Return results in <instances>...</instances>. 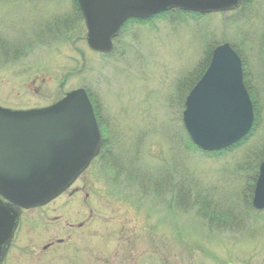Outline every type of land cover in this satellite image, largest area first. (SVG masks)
<instances>
[{
	"label": "rangeland",
	"instance_id": "374dc122",
	"mask_svg": "<svg viewBox=\"0 0 264 264\" xmlns=\"http://www.w3.org/2000/svg\"><path fill=\"white\" fill-rule=\"evenodd\" d=\"M74 6L0 0V105L44 107L83 87L106 142L64 194L24 214L5 263L264 264V210L249 196L264 160V0L131 22L107 55L89 48ZM225 42L243 60L257 125L239 148L208 156L191 147L183 111Z\"/></svg>",
	"mask_w": 264,
	"mask_h": 264
},
{
	"label": "water",
	"instance_id": "95a60500",
	"mask_svg": "<svg viewBox=\"0 0 264 264\" xmlns=\"http://www.w3.org/2000/svg\"><path fill=\"white\" fill-rule=\"evenodd\" d=\"M242 0H78L89 47L109 53L113 39L130 18L146 19L180 9L227 12ZM242 60L225 42L212 52L209 66L185 101L184 126L193 143L217 151L243 139L254 124ZM101 146V132L84 88L68 92L43 108L0 106V264L14 239L23 208L47 205L87 169ZM253 207L264 209V161L254 189Z\"/></svg>",
	"mask_w": 264,
	"mask_h": 264
},
{
	"label": "trees",
	"instance_id": "16d2710c",
	"mask_svg": "<svg viewBox=\"0 0 264 264\" xmlns=\"http://www.w3.org/2000/svg\"><path fill=\"white\" fill-rule=\"evenodd\" d=\"M247 2V0H244L242 6H244V4ZM75 7H76V10H78V5L77 3L75 2ZM177 12L179 13H184V14H187V12H182V11H178ZM170 12L168 13H165V14H162L161 16H165L167 14H169ZM188 14H191V13H188ZM193 16H200L199 14H192ZM151 19H148V20H136V19H132V20H129L128 21V24L131 23V22H138V23H146V22H149ZM212 50L211 49L208 54H207V57H208V61H207V64L205 65L204 67V70L203 72L200 74V76L198 77L197 81L201 78V76L203 75L204 71L206 70V68L208 67V64H209V61L211 59V55H212ZM195 81L193 84H192V87L191 89L193 88V86L196 84ZM248 85V83H247ZM249 87V86H248ZM190 89V90H191ZM253 99L255 100V98L253 97ZM254 107H255V115H256V120H255V124H254V127L253 129L251 130V132L247 135V137H245L243 140H241L240 142L234 144L233 146H230L226 149H223V150H220V151H216V152H203L205 154H207L208 156L210 155H215V156H220L222 155L223 153L227 152V151H231L233 149H236V148H239L240 146H242L246 141H248V139L253 135L254 131H255V127L257 125V118H258V107H257V103L254 101ZM97 108V107H96ZM189 142H190V145L191 147H193L195 150H198V151H201L199 150L194 144L193 142L191 141L190 138H188ZM259 166V165H258ZM257 176H258V173L256 174V177L254 178L253 180V183H252V187H251V191L249 192V196H250V204H251V207H252V196H253V190H254V187H255V183H256V180H257ZM155 179V178H154ZM157 179V178H156ZM151 180V179H150ZM169 186V185H168ZM155 190V189H154ZM157 190V189H156ZM186 194L182 197V201L184 202V200L186 199ZM186 201V200H185Z\"/></svg>",
	"mask_w": 264,
	"mask_h": 264
},
{
	"label": "flooded vegetation",
	"instance_id": "af4514ba",
	"mask_svg": "<svg viewBox=\"0 0 264 264\" xmlns=\"http://www.w3.org/2000/svg\"><path fill=\"white\" fill-rule=\"evenodd\" d=\"M91 99H92V98H91ZM96 113H97V112H96ZM96 115H97V118H98V120H99V126H100V129H101V131H102L103 139H102V146H101V149H100V151H99V154H98V156L92 161V163L95 162V161H98L99 159H101V157H102V155H103V152H104V147H105V145H106L105 137H104V127H103V125L100 123V117H99V115H98V114H96ZM58 198H59V197H58ZM58 198H57V199H58ZM0 200H2L3 202L7 203V200L4 199L2 196H0ZM36 209H38V208H36ZM30 210H32V209H29V210L23 209L22 214H21V216H20L18 229H19V227H20V224H21V221H22V219H23V217H24V214H26V212H27V211H30ZM80 226H83V223L80 224L79 227H80ZM15 236H16V235H15ZM58 243H59V240H58ZM13 244H14V241H13V242L10 244V246L8 247L7 255H6V257H5V260L8 259V258L10 257V254H11V250H12V246H13ZM53 245H54V243H53V242H50V243L46 244V245L44 246L43 249H44V250H47V249L51 248ZM5 260H4L3 264H6V263H5Z\"/></svg>",
	"mask_w": 264,
	"mask_h": 264
}]
</instances>
